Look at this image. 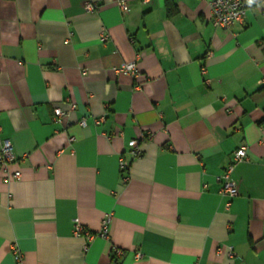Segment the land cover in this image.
<instances>
[{"label":"crops","instance_id":"0c3cea01","mask_svg":"<svg viewBox=\"0 0 264 264\" xmlns=\"http://www.w3.org/2000/svg\"><path fill=\"white\" fill-rule=\"evenodd\" d=\"M86 1L0 0V139L21 171L0 167V264L15 244L25 264H264V0L230 29L210 0ZM133 60L139 76L114 71ZM107 214L110 239L73 234Z\"/></svg>","mask_w":264,"mask_h":264},{"label":"built area","instance_id":"2783aa9c","mask_svg":"<svg viewBox=\"0 0 264 264\" xmlns=\"http://www.w3.org/2000/svg\"><path fill=\"white\" fill-rule=\"evenodd\" d=\"M148 1V0H145ZM118 4L121 10L125 13L130 11L129 0H118ZM210 21L217 28L230 29L236 22H242L247 14L248 3L245 0H210ZM100 8L99 3L92 0H88L85 3V9L88 12H96ZM108 39V34H102V40L106 41ZM114 71L117 74L132 75L134 77L139 76L140 70L137 65V61H126L122 62L118 66L114 67ZM88 69H83V74H87ZM76 107L75 103H71V108ZM66 112L61 107H56L54 109V120L56 122H61L66 116ZM105 121V116L96 117L95 122L100 124ZM82 126L87 125V121L83 118L80 121ZM150 133L148 136L150 137ZM147 136L141 138H134L130 141V148L126 154L120 156V169L122 173V181L128 182L130 179V167L134 159L140 158L143 155V142ZM73 137L71 138V141ZM16 158L13 145L9 139H0V167L6 170L7 181H12L19 179L21 177V171L16 170L14 172H9V166ZM248 159V148L247 146H241L234 151L232 162L225 168V170L218 176V181L221 184L220 193L228 199L227 205H230L236 196L239 194V188L237 182L233 179L232 174L234 172L235 165L238 162ZM112 221V215L107 214L102 222V227L99 231L93 232L88 230L84 225L79 222L75 223L73 234L75 236H85L87 239L91 240L98 236L110 239L111 230L110 225ZM116 257L122 256L124 250L120 248H114L113 251ZM13 254L15 258V264H25L24 255L19 246L16 244L13 246ZM230 255H234L231 250Z\"/></svg>","mask_w":264,"mask_h":264},{"label":"trees","instance_id":"16d2710c","mask_svg":"<svg viewBox=\"0 0 264 264\" xmlns=\"http://www.w3.org/2000/svg\"><path fill=\"white\" fill-rule=\"evenodd\" d=\"M115 258H117L115 255H114Z\"/></svg>","mask_w":264,"mask_h":264}]
</instances>
